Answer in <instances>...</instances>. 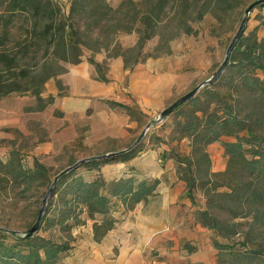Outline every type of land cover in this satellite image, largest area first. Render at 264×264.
<instances>
[{
  "label": "trees",
  "instance_id": "trees-1",
  "mask_svg": "<svg viewBox=\"0 0 264 264\" xmlns=\"http://www.w3.org/2000/svg\"><path fill=\"white\" fill-rule=\"evenodd\" d=\"M69 1L65 14L57 0H0V97L30 92L44 103L45 81L54 77L59 88L62 61L79 62L83 47L92 51L104 47L105 65L107 58L121 56L126 68L149 56L169 53L170 41L181 30L195 31L191 20L201 19L208 11L226 12L235 0H119L116 5L108 0ZM85 17L88 20L82 26ZM131 32L136 34L134 43L123 45L116 40L119 33ZM155 35L154 51H146V42ZM87 60L97 69L103 66L93 55ZM100 79L108 78L104 73ZM220 81L229 90L212 87ZM99 98L132 118L142 112L138 105ZM188 102L191 106L180 110L178 130L190 139V151L176 158V171L185 181L190 199L194 200L199 183L206 188L205 205L198 214L201 223L213 231L217 264H264V35L243 30L221 73ZM223 136L230 137L222 140L225 167L213 172L206 145ZM115 151L79 164L95 168L101 163L126 162L141 148L130 145ZM18 163L13 157L0 160L10 173L21 171ZM35 166L31 172L16 171L14 176L20 173L32 179L43 164L36 161ZM76 166L55 179L36 231L18 233L0 226V264H61L73 248L72 229L84 222L83 212L92 219L94 239L100 240L113 227L116 211L144 200L158 182L130 165L124 174L112 178L107 193L103 177L85 179L75 171ZM223 213L228 217H221Z\"/></svg>",
  "mask_w": 264,
  "mask_h": 264
},
{
  "label": "rangeland",
  "instance_id": "rangeland-1",
  "mask_svg": "<svg viewBox=\"0 0 264 264\" xmlns=\"http://www.w3.org/2000/svg\"><path fill=\"white\" fill-rule=\"evenodd\" d=\"M57 1L67 14L70 1ZM108 1L113 5L119 2ZM251 1L235 0L233 7L226 12L208 11L201 19L191 20L195 31L188 33L181 30L170 41L171 52L149 56L137 64L136 69L140 71V77L134 85L139 94H135L143 99L142 112H137L133 118L121 108L111 109L99 98L120 100V95L124 94L128 100H121L137 105L131 95L132 90L128 87V71L134 67L124 68L122 64L113 63L110 71L108 63L112 62V59H107L105 65L104 47L99 51H92L87 47L82 49L81 59H87L90 55L95 56L97 60L102 58L103 66L99 69L89 61L88 65H84L85 61H82L83 64L62 61L64 69L57 75L62 85L58 88L56 79L48 78L41 93L47 100L44 103H40L30 92H10L0 97V160L5 162L13 157L15 162L18 161L21 171L15 170V173L31 172L36 167V161L43 164L39 171H34L32 179L20 173L14 176V172L12 174L0 165V226L14 229L18 233L28 229L54 178H57L63 168L83 158L137 145L141 151L153 149L158 152L160 159H150V166L156 171L160 172L168 160H171L176 168V158L181 159L190 151V139L180 135L178 130V120L182 118L180 110L191 106L189 99L179 104L178 108L172 109L166 116L157 118V115L181 94L212 75L223 59L225 49ZM85 20L88 18L85 17L82 23L80 22L82 26ZM252 29L258 36L264 35V5L257 4L247 14L244 30L246 32ZM99 37L104 42L102 33ZM135 39V32L116 35V40L123 45H130ZM157 40V35L149 39L145 50L153 52ZM112 46L110 45L109 51ZM146 70L149 71L147 85L153 86V89L145 87L142 83L144 77L141 78V74ZM104 73L108 78L107 85L115 86L112 92L101 83L104 79H100V76ZM257 73L263 75L262 70H257ZM120 74V80L112 83ZM223 83L217 82L212 87L222 91L229 90ZM205 84L207 83H203L196 92ZM40 104L44 105L39 107ZM149 121L151 124L136 142L137 136ZM228 138L230 137L223 136L222 139L206 145L211 160L210 170L213 172L225 167L227 156L222 140ZM116 168L112 162L107 165L101 163L95 168L78 164L75 171L88 180L97 176L103 177L106 182L103 190L108 193L112 172L116 171ZM215 178L219 179L218 176ZM160 189L164 191L162 186ZM160 189H156L143 200L142 209L147 205L158 204L157 198L162 195ZM205 190V186L200 183L195 187L194 200L189 199L192 202L190 205L194 206L193 213L198 214L199 207L205 205ZM49 200L50 196L47 202ZM81 216L84 222L72 229L74 237L71 242L75 249L77 246L81 248L95 244L92 219L85 212ZM221 217L228 216L223 213ZM72 249L74 251V248Z\"/></svg>",
  "mask_w": 264,
  "mask_h": 264
},
{
  "label": "crops",
  "instance_id": "crops-1",
  "mask_svg": "<svg viewBox=\"0 0 264 264\" xmlns=\"http://www.w3.org/2000/svg\"><path fill=\"white\" fill-rule=\"evenodd\" d=\"M103 57H107L106 53ZM107 59H112V62L108 63L110 71L113 63L122 64L126 68L121 56H111ZM82 61L86 62L84 65H88L87 59L82 58L79 62L83 64ZM142 62L136 63L134 68L128 71V87L132 90L134 102L140 108L143 98L137 97L139 93L134 84L140 77L136 65ZM148 72H142V83L145 87L153 89V86L147 85ZM121 76L120 74L116 77L112 83L120 80ZM106 81L101 83L112 92L114 84L113 87L108 86ZM121 99L128 100V97L121 94L119 101L125 102ZM158 156V152L152 149L141 151L126 162H112L117 167L116 171L112 172V178L124 174L130 165L150 178H157L153 192L160 189V186L164 189H160L162 197L157 198L158 204L147 205L142 209L143 200H139L130 209L123 211L120 208L116 211L113 227L100 240H95V244L90 247H73L74 251L70 250L63 257L61 264H217V249L212 242V229L203 225L198 214L193 213L194 206L190 205L192 202L186 195V183L179 176L173 162L168 160L160 172L150 166V159Z\"/></svg>",
  "mask_w": 264,
  "mask_h": 264
},
{
  "label": "water",
  "instance_id": "water-1",
  "mask_svg": "<svg viewBox=\"0 0 264 264\" xmlns=\"http://www.w3.org/2000/svg\"><path fill=\"white\" fill-rule=\"evenodd\" d=\"M264 2V0H252L245 8V15L242 17L237 30L235 31L234 35L232 36L230 42L228 43L226 49H225V53L223 56V59L221 60V62L219 63V65L217 66V68L214 70V72L212 73V75L203 80L200 83H197L196 85H194L191 89H189L188 91L184 92L183 94H181L178 98H176L175 100H173L172 102H170L168 105H166L164 108H162V110L159 112V114L157 115V118H162L164 116H166L175 106L181 104L182 102L186 101L187 99H189L196 91L197 89L203 84V83H210L212 82L214 79H216V77L221 73V71L223 70L227 60H228V56L229 53L231 51V48L233 47L237 37L242 33V31L244 30V26H245V21L247 18V14L251 11L252 8H254L257 4H260ZM151 124V121H149L146 126L144 127V129L139 133V135L136 138V142L140 140V138L142 137L144 131L148 128V126ZM126 149V148H123ZM116 151H108L105 152L103 154L100 155H96V156H104L107 155L109 153H114ZM84 159V158H83ZM83 159L77 160L75 162H73L72 164L66 166L65 168H63L60 172L62 173L63 171H66L74 166H76L77 164H79ZM86 159V158H85ZM56 178H54V180L51 182V184L49 185L43 199H42V204L41 207L39 209L38 215L35 219V221L33 222V224L31 226L28 227L27 229V233L31 234L34 231H36L39 227V223L41 220V217L43 215L44 209H45V205L47 203V199L50 195V192L52 190V186L54 184Z\"/></svg>",
  "mask_w": 264,
  "mask_h": 264
}]
</instances>
